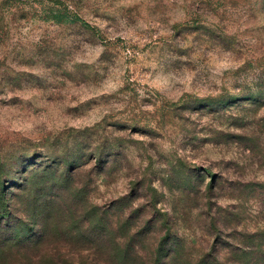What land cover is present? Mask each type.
Wrapping results in <instances>:
<instances>
[{
    "label": "rangeland",
    "instance_id": "1",
    "mask_svg": "<svg viewBox=\"0 0 264 264\" xmlns=\"http://www.w3.org/2000/svg\"><path fill=\"white\" fill-rule=\"evenodd\" d=\"M0 264H264V0H0Z\"/></svg>",
    "mask_w": 264,
    "mask_h": 264
}]
</instances>
